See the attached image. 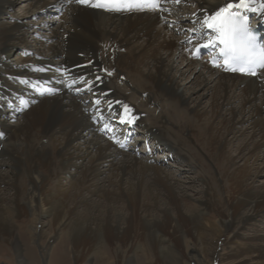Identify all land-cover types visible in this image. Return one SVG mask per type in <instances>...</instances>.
<instances>
[{"label":"bare ground","instance_id":"bare-ground-1","mask_svg":"<svg viewBox=\"0 0 264 264\" xmlns=\"http://www.w3.org/2000/svg\"><path fill=\"white\" fill-rule=\"evenodd\" d=\"M229 2L163 0L160 10L132 2L102 12L76 0H0V241L16 257L31 241L47 252L57 239L59 262L69 252L76 264L94 256L97 264H134L139 253L136 264H184L191 250L192 264L223 261L221 251L264 264V236L243 235L264 216L256 181L264 173V71L251 78L214 69L189 45ZM54 6L67 12L56 14L64 18L58 26L33 20ZM247 11L264 17L260 0ZM35 28L48 36L37 38ZM76 79L89 95L64 88ZM43 81L57 94L15 115L16 99ZM198 89L211 96L206 109ZM95 116L135 121L138 145L186 168L176 175L149 152L118 148ZM181 175L200 183L193 205Z\"/></svg>","mask_w":264,"mask_h":264},{"label":"rangeland","instance_id":"rangeland-1","mask_svg":"<svg viewBox=\"0 0 264 264\" xmlns=\"http://www.w3.org/2000/svg\"><path fill=\"white\" fill-rule=\"evenodd\" d=\"M60 8H62V7H60ZM62 10H63L64 16L62 14H60V16L61 17L63 16L64 18H66L67 12H66V10L64 8H62ZM62 10L58 9L57 6H54V7H52L50 13H48V14L46 13L47 14L46 15L45 12H44V13L41 14V17L39 16L37 19H33V20L37 21V22L40 19H42V18L47 20V21L52 20V21L56 22L55 24H56V26H58V24H59L58 22H60L59 21L60 16H57L56 14L61 13ZM12 13H13L12 11L8 12L4 16L5 17H10L12 15ZM64 18H61V20L64 19ZM35 29H36V30H34V31H36L35 32L36 33L35 36L37 38H42V37H44V35L48 36L49 32L47 30H44V29L40 30V29H37V28H35ZM174 34L175 35H179V33L178 34L174 33ZM203 59H205V57H203ZM180 83L183 84V85L187 84L184 81H181ZM196 86H197V84H195V86H192V89H196L197 88ZM190 90L191 89H189V91ZM202 92L204 93V89L203 90L202 89H198V93H196V96L198 97L201 94L202 99L198 100L199 103L201 104L200 108L206 109L211 104V100H210L211 96H210L209 93H206L205 96H204ZM188 113L190 114L191 111H188ZM13 117L14 116H10L11 120L14 119ZM150 123L151 122H148V124H150ZM137 127L140 129L138 124H137ZM138 128H137V131H136L137 134L139 133L138 132V130H139ZM137 134H136V136H137ZM130 142H131L130 145H132L130 147L132 149L130 151L128 150L129 152L138 151L139 155L142 157L144 153L149 151V154H150L149 156L151 157V159L153 161H155V163L157 165H160L163 168H166L169 171H171V173H175L176 175H178V174L180 175L181 170L183 168H186V167H183L182 165H179L178 162L173 160L170 156H164V154L162 155L160 153V151L155 150V149L150 150L148 145H145L144 143H142L141 145H138L136 137L131 139ZM194 149H195V147H194ZM261 155L260 156L263 158L264 154L262 153ZM208 164H209V167H210V171L211 172H215V170L217 169V164L211 163V162H208ZM185 171L188 172L189 169H186ZM193 175L194 174L191 173V176H193ZM181 180L185 181V182H182V184H185L186 187L192 186L191 187L192 189H189V190L186 191V193H187L186 201L188 202L189 205L195 204L194 201L202 196L200 194L201 186H200L199 181L198 180H189V179H187L186 176H182V175H181ZM256 181H257L258 185H264V173L258 174L257 178H256ZM220 184H221V182H219V187H220ZM19 223L22 224V223H24V221H20ZM254 234H257V235L259 234V235L264 236V216L261 217L259 219V221L256 222V223L251 222L250 225L247 226V228L244 230V234L243 235H245V236H253ZM58 242H59V240H57V239L55 241L49 242L50 243V250L46 252V250H44V251L41 250L42 247L39 248V247L35 246L36 248L33 249L32 247H33L34 243L31 241L30 243H28L29 247H31V248H27V249L24 248L22 250V253L19 255L20 258H18V257H16L15 252H14V250L12 248L5 247L4 243L2 241H0V264H18V261L20 259L21 260L25 259L26 260V264H50L51 262H52L51 264H76L75 261H74V257H73L74 255L69 253V252H68L67 258L65 259L66 261L59 262L57 260L58 257H56L57 256L56 253H55L56 254L55 257L53 256L52 253L54 251V247L58 244ZM44 243H45L44 241L41 242L42 245H44ZM189 247H191V245H189ZM187 252L188 251H186L187 258L185 259L184 264H192L189 261L190 260V256H191V250H190V252H188V253ZM227 253H228V251H226V252L225 251H221L220 254L226 255V257H224L223 261H220L218 263L213 261V264H240L239 260H235L234 258H232V259L228 258ZM111 255H113V256H111V258L117 257V254H111ZM137 255H139V253L136 254V255L132 254V256L134 258V261H135L134 264H136V258H137L136 256ZM53 259H56V260L53 261ZM96 259H97V256H94L93 258H91L89 260V262H87L85 264H97V260Z\"/></svg>","mask_w":264,"mask_h":264},{"label":"snow or ice","instance_id":"snow-or-ice-1","mask_svg":"<svg viewBox=\"0 0 264 264\" xmlns=\"http://www.w3.org/2000/svg\"><path fill=\"white\" fill-rule=\"evenodd\" d=\"M90 0H76V3L85 4ZM119 0H104V3L92 4L94 7H104L105 4H115ZM137 7H148L152 10L159 9V0H134ZM179 3L180 0H175ZM255 0H232L223 7L217 6L214 14L204 20L208 29L213 30L216 35L208 40L202 47H214L217 42L223 45L221 53L224 57L223 64L227 67L234 65L232 71H247L255 76L256 69H264V46H258L256 36L250 27L248 18L241 13L240 9L247 10ZM261 14L264 15V0H260ZM191 42V41H190ZM194 45L198 42H193ZM235 65H240L239 68ZM86 83V81H85ZM91 90V88H89ZM99 104V101H96ZM99 111V109H98ZM121 123H124L121 120ZM106 127V126H105Z\"/></svg>","mask_w":264,"mask_h":264}]
</instances>
